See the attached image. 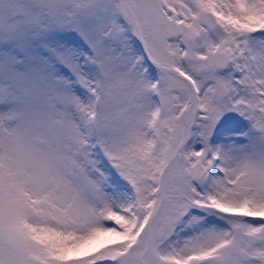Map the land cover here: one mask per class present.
I'll return each mask as SVG.
<instances>
[{
	"label": "snow or ice",
	"instance_id": "snow-or-ice-1",
	"mask_svg": "<svg viewBox=\"0 0 264 264\" xmlns=\"http://www.w3.org/2000/svg\"><path fill=\"white\" fill-rule=\"evenodd\" d=\"M0 264H264V0H0Z\"/></svg>",
	"mask_w": 264,
	"mask_h": 264
}]
</instances>
